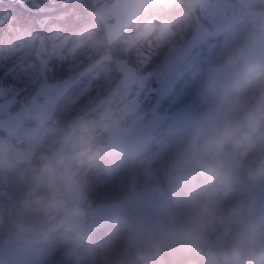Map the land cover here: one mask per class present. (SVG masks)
I'll return each instance as SVG.
<instances>
[{
  "label": "rangeland",
  "instance_id": "1",
  "mask_svg": "<svg viewBox=\"0 0 264 264\" xmlns=\"http://www.w3.org/2000/svg\"><path fill=\"white\" fill-rule=\"evenodd\" d=\"M62 1H0V62L35 57L42 50L51 54L55 46L69 64L92 66L101 76L96 90L78 103L62 97L57 105L33 109L23 103L25 94L22 104L0 106V221L16 216L47 190L51 181L43 170L45 163L61 160L74 166L70 146L84 138L87 128L93 145L102 148V158L81 168L83 190L60 186L59 197L88 205L87 216L75 226L88 238L69 249L63 237L70 226L60 216L36 220V230L25 238L32 242L28 258L32 264H106L107 254L108 264H137L136 253L151 252V238L167 231L170 214L182 210V201L165 183L167 161L187 142L196 124L218 113L233 94L229 89L218 99L219 88L213 87L217 84H205L209 72L218 75L239 66L231 72L242 73L248 64L264 65V48L244 54L254 40L263 39L264 0H71L58 11L59 17L60 12L66 14L61 26L46 23L48 13L35 15L21 8L42 10ZM89 1L96 5L93 14L99 22L84 19L86 14L67 15ZM67 21L76 24H62ZM176 53L185 58L161 98L164 65ZM228 58L235 63H226ZM117 66L122 72L119 82L106 81V70ZM6 67L0 64V69ZM181 105L189 106L199 120L173 136L166 126L171 110ZM113 124L120 128L146 124L153 140L137 156L113 152L109 143ZM238 159L233 153L226 161L225 171L238 180L229 205L246 220L264 221V158H247L250 173L236 167ZM2 161L23 162L9 167ZM149 172L153 179L146 178ZM239 229V224L234 226V231ZM209 240L216 242L218 233H209ZM119 249L122 254H117ZM226 250V244L217 248L220 255Z\"/></svg>",
  "mask_w": 264,
  "mask_h": 264
},
{
  "label": "clouds",
  "instance_id": "2",
  "mask_svg": "<svg viewBox=\"0 0 264 264\" xmlns=\"http://www.w3.org/2000/svg\"><path fill=\"white\" fill-rule=\"evenodd\" d=\"M229 65L235 61L226 60ZM264 65L248 64L221 109L196 124L187 142L167 161L163 172L166 186L182 201L180 213H171L167 231L151 238V252H138L137 264H264V221L246 220L229 202L238 191V180L225 171L227 158L237 153L238 169L250 173L245 163L264 158ZM71 144L74 166L61 160L48 162L43 170L50 177L47 190L22 210L0 221V264H32L28 258L36 220L60 216L70 226L63 237L69 249L79 247L87 233L75 226L88 214L83 201L65 202L59 188L83 190L86 181L81 168L94 166L102 158V148L94 146L90 132ZM14 167L23 161H2ZM147 179H153L149 172ZM157 182V191H160ZM239 224V231L234 226ZM218 233V240H209ZM226 244L220 255L218 247ZM21 255L23 258H21ZM103 259L106 264L110 257Z\"/></svg>",
  "mask_w": 264,
  "mask_h": 264
},
{
  "label": "snow or ice",
  "instance_id": "3",
  "mask_svg": "<svg viewBox=\"0 0 264 264\" xmlns=\"http://www.w3.org/2000/svg\"><path fill=\"white\" fill-rule=\"evenodd\" d=\"M26 10V9H25ZM7 67L0 69V106L10 107L23 103L33 109L57 105L62 97H70L73 103L96 90L100 73L92 66L82 67L68 63L67 55H61L53 46V52L39 51L35 57H20L13 63L0 62ZM122 72L114 67L106 70L105 80L119 82Z\"/></svg>",
  "mask_w": 264,
  "mask_h": 264
},
{
  "label": "water",
  "instance_id": "4",
  "mask_svg": "<svg viewBox=\"0 0 264 264\" xmlns=\"http://www.w3.org/2000/svg\"><path fill=\"white\" fill-rule=\"evenodd\" d=\"M0 1L14 2L16 0ZM68 1L69 0H64L62 5L66 4ZM184 58V55L181 56L176 53L165 63V74L160 82L159 96L161 98L165 96L170 80ZM215 74H217V72L210 71L207 79L205 80V84L207 86L217 84L219 86V94L217 95V98L220 99L224 97L227 91L237 83L241 71H233L228 75ZM197 121V117L192 113L191 109L186 105H181L171 110L166 127L169 134L176 136L187 130V128L195 125ZM151 141L152 131L146 124L137 128H120L113 124L109 128L110 147L112 151L116 153L137 156L145 151Z\"/></svg>",
  "mask_w": 264,
  "mask_h": 264
},
{
  "label": "trees",
  "instance_id": "5",
  "mask_svg": "<svg viewBox=\"0 0 264 264\" xmlns=\"http://www.w3.org/2000/svg\"><path fill=\"white\" fill-rule=\"evenodd\" d=\"M73 1V0H72ZM86 4V5H85ZM67 5V4H66ZM65 5V6H66ZM14 6H17L18 7V5H14ZM55 6V5H54ZM82 7H80L79 8V10H78V8H77V12H70V13H68L67 15H70L71 13H73L74 14V16H77V15H80V14H86L88 17L87 18H85L84 17V19H88L90 22H92V21H98L99 22V20H98V17L97 16H95V14H93V11L95 10V8H96V5L94 4V3H90V1L88 2V3H84L83 5H81ZM21 7V6H20ZM64 6H60V4L59 5H56L55 7H46V8H43L42 10H33V11H31V10H29L28 8H25V7H21L22 9H26V12L25 13H30V14H32V13H36L35 15H39V14H46V13H48L49 14V20L46 22V23H50V22H57V26H59L60 24L59 23H61L62 22V20H63V18L61 17V16H63V15H66V14H61V12H60V17L58 16L59 15V10L61 9V8H63ZM90 9L91 11H88L87 9ZM76 11V10H75ZM45 19H47V18H45ZM76 21H79V20H76ZM89 21H87V22H89ZM35 23H33V24H31V25H34ZM62 24H69V25H72V24H76L75 23V21H71V22H66V23H62ZM46 26H47V24H46ZM61 26V25H60ZM43 31V29H40V33ZM31 32L32 33H36L37 31L34 29V28H32V30H31ZM39 33V34H40ZM8 33H6V35H7ZM38 34V35H39ZM37 35V36H38ZM33 36V35H32ZM31 36V37H32ZM34 36H36V34H34ZM121 251H122V249H119V251H117V254H122L121 253ZM137 254V253H136ZM78 264H80L79 262H78Z\"/></svg>",
  "mask_w": 264,
  "mask_h": 264
},
{
  "label": "flooded vegetation",
  "instance_id": "6",
  "mask_svg": "<svg viewBox=\"0 0 264 264\" xmlns=\"http://www.w3.org/2000/svg\"><path fill=\"white\" fill-rule=\"evenodd\" d=\"M239 21H237V22H235L234 24H237ZM263 30V31H262ZM258 29V32H261L262 31V33L264 34V28L263 29ZM258 40H254V43L252 42L251 43V45L249 46L248 45V47H247V49L245 50V55H247L248 53H252V54H255L254 52L255 51H260L261 52V50H263V48H264V35H263V39L262 38H257ZM249 56V55H248ZM234 68H241V67H239V66H234V67H232L231 69H229V70H225V71H220L221 72V74L220 75H227V74H229ZM215 86H218V85H214L213 87H215ZM219 87V86H218ZM235 87V86H234ZM234 87L233 88H231V90L232 89H234ZM228 94V93H227ZM192 110V109H191ZM194 113V112H193ZM196 115V114H195ZM196 117H197V120H199V118H198V116L196 115Z\"/></svg>",
  "mask_w": 264,
  "mask_h": 264
},
{
  "label": "bare ground",
  "instance_id": "7",
  "mask_svg": "<svg viewBox=\"0 0 264 264\" xmlns=\"http://www.w3.org/2000/svg\"><path fill=\"white\" fill-rule=\"evenodd\" d=\"M15 2H16V1H14L13 3H15ZM184 13H185V12H183V14H182L181 16H183V15H184ZM239 27H240V26H237V27H236L234 30H238V29H239ZM162 98H164V97H162ZM120 181H121V180H120V179H118V182H120ZM103 239H104V238H103ZM103 239H102V240H103ZM102 240H101V241H102Z\"/></svg>",
  "mask_w": 264,
  "mask_h": 264
}]
</instances>
